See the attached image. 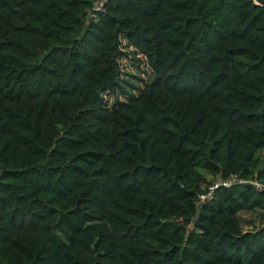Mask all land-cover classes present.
<instances>
[{
    "label": "trees",
    "instance_id": "16d2710c",
    "mask_svg": "<svg viewBox=\"0 0 264 264\" xmlns=\"http://www.w3.org/2000/svg\"><path fill=\"white\" fill-rule=\"evenodd\" d=\"M263 151L264 0H0V264H264Z\"/></svg>",
    "mask_w": 264,
    "mask_h": 264
},
{
    "label": "rangeland",
    "instance_id": "374dc122",
    "mask_svg": "<svg viewBox=\"0 0 264 264\" xmlns=\"http://www.w3.org/2000/svg\"><path fill=\"white\" fill-rule=\"evenodd\" d=\"M121 76L127 81L142 86L140 80L148 82L151 80V70L147 66L145 60L140 56H129V59L121 61ZM125 88H130V84H124ZM136 93V91H133ZM121 101L123 98L118 97ZM264 155V151L262 153ZM242 228L244 230H252L258 226V216L253 212H241Z\"/></svg>",
    "mask_w": 264,
    "mask_h": 264
},
{
    "label": "built area",
    "instance_id": "2783aa9c",
    "mask_svg": "<svg viewBox=\"0 0 264 264\" xmlns=\"http://www.w3.org/2000/svg\"><path fill=\"white\" fill-rule=\"evenodd\" d=\"M223 185H224V186H227L226 183H223ZM217 187H218L217 184L213 185V186L209 189L208 194L205 195V196H202V198H205V197H207L208 195H210V193L213 191V189H216ZM255 188H256L257 190H261V189H264V186L257 184V185H255Z\"/></svg>",
    "mask_w": 264,
    "mask_h": 264
}]
</instances>
